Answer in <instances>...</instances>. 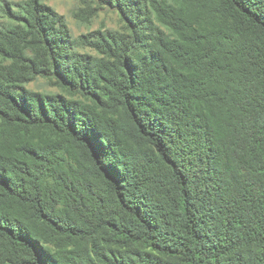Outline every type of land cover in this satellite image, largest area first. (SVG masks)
<instances>
[{
	"label": "trees",
	"instance_id": "1",
	"mask_svg": "<svg viewBox=\"0 0 264 264\" xmlns=\"http://www.w3.org/2000/svg\"><path fill=\"white\" fill-rule=\"evenodd\" d=\"M102 1L0 26V264H264V0Z\"/></svg>",
	"mask_w": 264,
	"mask_h": 264
},
{
	"label": "rangeland",
	"instance_id": "2",
	"mask_svg": "<svg viewBox=\"0 0 264 264\" xmlns=\"http://www.w3.org/2000/svg\"><path fill=\"white\" fill-rule=\"evenodd\" d=\"M27 0H0V26L9 23L6 11L12 9V11H17L20 6L24 4ZM44 4L51 7L57 13L65 18L67 26L75 39L83 38L85 42V36L89 38H94L98 36V32L107 33L117 32V33H129V29L126 24L124 14L119 10L117 6L109 4L102 0H42ZM93 10V16L89 20H85L82 16ZM85 11V12H84ZM80 14L81 17L77 16ZM230 27H233V22L230 20ZM77 52L80 54H88L95 57H100V54L93 48L89 47L87 44H83L81 41L78 44ZM26 87L32 91L43 92V93H59L61 90L55 86H52L50 82L43 78H38L34 82L26 85ZM102 247L99 249V255L101 252L106 254L108 257L119 256V253H125L120 247L107 244L103 238L97 241ZM133 252L145 253V251L140 247H133ZM163 264H183L180 259H167L165 257L161 258ZM97 264L100 262L97 260Z\"/></svg>",
	"mask_w": 264,
	"mask_h": 264
}]
</instances>
